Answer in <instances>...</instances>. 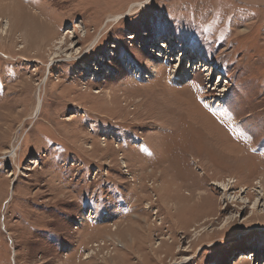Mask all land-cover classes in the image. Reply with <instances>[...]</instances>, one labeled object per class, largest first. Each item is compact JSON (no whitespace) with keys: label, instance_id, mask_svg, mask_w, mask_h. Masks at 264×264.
Segmentation results:
<instances>
[{"label":"rangeland","instance_id":"obj_1","mask_svg":"<svg viewBox=\"0 0 264 264\" xmlns=\"http://www.w3.org/2000/svg\"><path fill=\"white\" fill-rule=\"evenodd\" d=\"M0 264H264V0H0Z\"/></svg>","mask_w":264,"mask_h":264},{"label":"bare ground","instance_id":"obj_2","mask_svg":"<svg viewBox=\"0 0 264 264\" xmlns=\"http://www.w3.org/2000/svg\"><path fill=\"white\" fill-rule=\"evenodd\" d=\"M139 6H142V5L139 4ZM114 18H115V17H114ZM119 18H120V17H116V18L114 19L113 22H117V21H119ZM120 19H121V18H120ZM161 45L163 46V47L161 46L162 48H167L164 44H161ZM159 56L161 57V54H159ZM181 64H182V63H181ZM181 64H180V65H181ZM180 65H179V66H180ZM199 66L203 67V64H201V65H199ZM199 66H198V64L195 66L196 70L199 69ZM191 67H193V66H191ZM205 67H206V66H205ZM205 67H204V68H205ZM183 79L185 80L186 78L184 77ZM40 104H41V99L39 100V106H40ZM37 106H38V105H37ZM36 109H37V108H36ZM101 140H103V139H101ZM105 147H106V146H105ZM13 150H14V151H13ZM13 150L11 151L12 156L16 154V151H15L14 148H13ZM146 235H147V234H146ZM147 236H148V235H147ZM145 240L147 241V239H145ZM142 243H143V242H142ZM89 258H90V256L87 255V256L85 257V260H87V259H89Z\"/></svg>","mask_w":264,"mask_h":264}]
</instances>
